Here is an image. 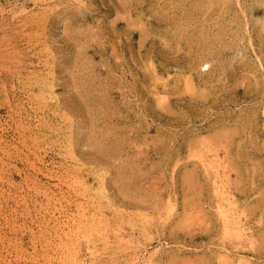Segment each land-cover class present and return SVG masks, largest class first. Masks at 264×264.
I'll list each match as a JSON object with an SVG mask.
<instances>
[{
    "label": "rangeland",
    "instance_id": "1",
    "mask_svg": "<svg viewBox=\"0 0 264 264\" xmlns=\"http://www.w3.org/2000/svg\"><path fill=\"white\" fill-rule=\"evenodd\" d=\"M0 264H264V0H0Z\"/></svg>",
    "mask_w": 264,
    "mask_h": 264
},
{
    "label": "bare ground",
    "instance_id": "2",
    "mask_svg": "<svg viewBox=\"0 0 264 264\" xmlns=\"http://www.w3.org/2000/svg\"><path fill=\"white\" fill-rule=\"evenodd\" d=\"M27 56V55H26ZM23 57V56H22ZM25 57V56H24ZM3 72V71H2ZM8 72V71H7ZM10 72V71H9ZM28 137V136H27ZM203 140H205V139H203ZM203 140H201V141H203ZM228 221V220H227Z\"/></svg>",
    "mask_w": 264,
    "mask_h": 264
}]
</instances>
